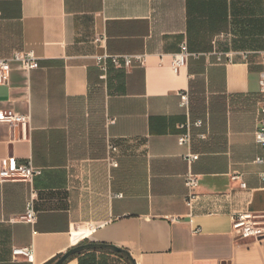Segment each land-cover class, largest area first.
<instances>
[{
	"label": "crops",
	"instance_id": "crops-1",
	"mask_svg": "<svg viewBox=\"0 0 264 264\" xmlns=\"http://www.w3.org/2000/svg\"><path fill=\"white\" fill-rule=\"evenodd\" d=\"M183 41L191 54L176 73L171 61ZM29 48L39 66L11 60L0 108L31 122L26 135L0 122V163L16 156L42 171L0 177V264H50L89 241L122 246L137 264H264V236L231 231V212H264V162L254 161L264 157L255 139L264 0H0V58ZM104 53L145 54V62H109L105 71L97 61ZM188 115L205 120L194 129L200 156L191 166L178 143ZM190 167L200 178L192 208ZM31 197L34 223L20 218ZM16 246L33 247V261L14 256ZM63 264L130 262L88 249Z\"/></svg>",
	"mask_w": 264,
	"mask_h": 264
},
{
	"label": "built area",
	"instance_id": "built-area-1",
	"mask_svg": "<svg viewBox=\"0 0 264 264\" xmlns=\"http://www.w3.org/2000/svg\"><path fill=\"white\" fill-rule=\"evenodd\" d=\"M97 39H100L98 37ZM191 54L187 41H183L180 45V50L173 54L171 67L174 72L179 73L182 68L188 65V56ZM229 59L232 56L228 53ZM11 60H18L22 66L27 70H32L39 66V57L33 48L16 50L10 58H0V84L7 83L11 76ZM219 60L222 58L219 56ZM98 63L106 71L108 63L111 62L117 67H131L135 62L144 63L145 54H109L104 53L97 56ZM260 93L261 97L258 106V119L255 129V139L264 147V58L263 68L260 71ZM180 105L189 112L190 108V94L188 89L180 92ZM0 122H7L11 125L20 127L24 135L28 130L31 122V114L17 112L13 109L0 108ZM205 120L203 118L192 119L189 115L186 120L179 124L181 132L178 136V143L187 147V151L183 154L185 160L191 164L200 156L198 152L192 150V141L194 136V129L203 126ZM201 138L206 137L205 133H198ZM112 149L116 150V146ZM255 162H264L263 156H257ZM113 165H117L115 158L111 159ZM41 168L36 166L31 159L20 161L16 156H5L0 163V177L2 180L7 179H24L31 180L33 176L41 173ZM233 180H239L241 187H246V182L242 178V173L233 171L231 173ZM260 178L264 182V171L260 172ZM185 184L187 186L186 203L189 208H192L199 196L198 187L200 178L191 167L185 174ZM121 195V193H120ZM24 221L34 223L38 218L37 209L35 207L34 197L27 201L26 210L20 215ZM177 219L178 217H171ZM232 233L236 238H253L259 239L264 236V212H253L251 210H239L231 212ZM200 230L199 228L195 231ZM13 255H21L28 261L34 259V249L31 246H16L13 248Z\"/></svg>",
	"mask_w": 264,
	"mask_h": 264
},
{
	"label": "water",
	"instance_id": "water-1",
	"mask_svg": "<svg viewBox=\"0 0 264 264\" xmlns=\"http://www.w3.org/2000/svg\"><path fill=\"white\" fill-rule=\"evenodd\" d=\"M88 249H106L111 250L114 252H118L122 255H124L130 262V264H137L135 257L131 253L130 250L123 248L122 246H119L114 243L110 242H97V241H89L84 243H78L72 247H70L68 250L63 252L55 261L53 264H63L69 257L73 256L74 254H77L79 252H82L84 250Z\"/></svg>",
	"mask_w": 264,
	"mask_h": 264
},
{
	"label": "trees",
	"instance_id": "trees-1",
	"mask_svg": "<svg viewBox=\"0 0 264 264\" xmlns=\"http://www.w3.org/2000/svg\"><path fill=\"white\" fill-rule=\"evenodd\" d=\"M74 255H75V254H74ZM74 255H73V256H74ZM55 260H56V259H53L52 261H50V264H53Z\"/></svg>",
	"mask_w": 264,
	"mask_h": 264
},
{
	"label": "bare ground",
	"instance_id": "bare-ground-1",
	"mask_svg": "<svg viewBox=\"0 0 264 264\" xmlns=\"http://www.w3.org/2000/svg\"><path fill=\"white\" fill-rule=\"evenodd\" d=\"M78 234H80V231H78L74 237L77 238V235H78Z\"/></svg>",
	"mask_w": 264,
	"mask_h": 264
},
{
	"label": "flooded vegetation",
	"instance_id": "flooded-vegetation-1",
	"mask_svg": "<svg viewBox=\"0 0 264 264\" xmlns=\"http://www.w3.org/2000/svg\"><path fill=\"white\" fill-rule=\"evenodd\" d=\"M82 243H84V242H82Z\"/></svg>",
	"mask_w": 264,
	"mask_h": 264
},
{
	"label": "rangeland",
	"instance_id": "rangeland-1",
	"mask_svg": "<svg viewBox=\"0 0 264 264\" xmlns=\"http://www.w3.org/2000/svg\"><path fill=\"white\" fill-rule=\"evenodd\" d=\"M78 231V230H77Z\"/></svg>",
	"mask_w": 264,
	"mask_h": 264
}]
</instances>
